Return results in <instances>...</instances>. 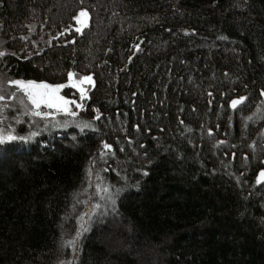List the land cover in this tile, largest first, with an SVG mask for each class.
<instances>
[{"label": "trees", "instance_id": "trees-1", "mask_svg": "<svg viewBox=\"0 0 264 264\" xmlns=\"http://www.w3.org/2000/svg\"><path fill=\"white\" fill-rule=\"evenodd\" d=\"M0 51L92 77L76 116L9 115L0 264H264V0H0Z\"/></svg>", "mask_w": 264, "mask_h": 264}, {"label": "snow or ice", "instance_id": "snow-or-ice-1", "mask_svg": "<svg viewBox=\"0 0 264 264\" xmlns=\"http://www.w3.org/2000/svg\"><path fill=\"white\" fill-rule=\"evenodd\" d=\"M81 17H86L88 14L85 11L80 12L79 14ZM79 22V21H78ZM79 31V29H78ZM2 55V54H0ZM73 79V74H69V80ZM85 82L87 83H92V77L91 76H86L84 77L79 84L73 83V87H79L80 93H81V99L85 98V88L80 86L84 84ZM13 85L17 86L20 90H22L28 100L31 102V104L34 106L35 109H40L42 105L46 106L49 109L55 108L58 111H62L68 115L71 116H76V113L71 111L69 108L70 104H76V101L74 100H67L63 96L59 95V92L64 85H51L48 83H37L35 81H12L11 82ZM264 95V93H262ZM4 97L0 96V100H3ZM246 98L241 97L237 100L232 101V107L236 108L238 104H241L244 102ZM77 108H82V105L76 104ZM34 116H41V115H47V114H42L40 111H34L32 113ZM96 119H99V116L96 117ZM85 128L91 127L89 123L84 124ZM211 134V133H210ZM32 135H36V133H32ZM15 141H21L24 143H27L28 137L21 136L16 134L14 131H9L7 129H0V145H5L8 143H12ZM104 147L106 149H110L111 146L108 144H105ZM234 155V154H233ZM247 159V157H245ZM147 175V173H144ZM256 183L259 184H264V170H261L257 176ZM103 192L107 193L103 199L110 200L112 203H115V197L119 196L120 194V189H116L115 193H112L109 191L108 188H103ZM97 209L101 207L100 204L95 205ZM87 229L84 228V231ZM81 235L80 232H77V237ZM68 244L72 247V250L75 251V244L76 240H70L68 241Z\"/></svg>", "mask_w": 264, "mask_h": 264}, {"label": "rangeland", "instance_id": "rangeland-1", "mask_svg": "<svg viewBox=\"0 0 264 264\" xmlns=\"http://www.w3.org/2000/svg\"><path fill=\"white\" fill-rule=\"evenodd\" d=\"M85 11L87 12L86 17H81L79 14L80 12ZM79 21V22H78ZM74 27L78 31H81L84 26H86L89 22V12L86 8H80L77 10V12L74 15ZM1 54V51H0ZM73 74V79L69 80V75L67 79L62 82V83H48L46 81H37L33 79H21V78H16V79H11L7 76H4L0 74V96H3L4 99L0 100V129H7L11 131L13 129L14 122H11L12 119L9 118V115H13V113H17L18 118L20 119L22 115L28 114L32 115L34 111H40L42 114H47V115H41V116H34L36 119L39 120H50L52 117L57 116V115H66V113L62 111H58L55 108L49 109L46 106L42 105L40 109H35L34 106L31 104V102L28 100L26 94L20 90L17 86L13 85L11 82L12 81H35L37 83H48L51 85H70L72 86L73 83L79 84L80 81L89 75H83V74H77L74 72H71ZM91 83L85 82L84 84L80 85L85 88V96L87 95V90L90 87ZM73 87V86H72ZM64 87L61 88V90ZM79 96V101H81V93L79 90V87H74ZM60 90L59 95L63 96L67 100H74L76 101V104H78V99H75L74 97H68L62 93ZM76 104H70L69 108L71 111L75 112L77 110ZM71 107H75V109H71ZM17 111H16V110ZM7 110L9 111L7 113Z\"/></svg>", "mask_w": 264, "mask_h": 264}]
</instances>
